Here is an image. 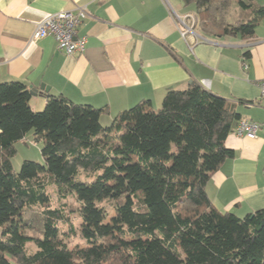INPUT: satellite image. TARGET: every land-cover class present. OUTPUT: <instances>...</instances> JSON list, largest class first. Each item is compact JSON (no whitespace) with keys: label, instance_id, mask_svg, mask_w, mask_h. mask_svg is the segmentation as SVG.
<instances>
[{"label":"trees","instance_id":"obj_1","mask_svg":"<svg viewBox=\"0 0 264 264\" xmlns=\"http://www.w3.org/2000/svg\"><path fill=\"white\" fill-rule=\"evenodd\" d=\"M182 1L210 38L253 37L264 18L255 0ZM30 97L22 81L0 83V264H264V209L221 212L205 191L233 155L225 140L241 117L228 100L191 83L168 90L157 109L146 99L102 126L103 107L49 94L34 111ZM30 129L44 165L24 160L14 172V143ZM50 185L79 202L82 245L58 238L68 217L50 205Z\"/></svg>","mask_w":264,"mask_h":264},{"label":"crops","instance_id":"obj_2","mask_svg":"<svg viewBox=\"0 0 264 264\" xmlns=\"http://www.w3.org/2000/svg\"><path fill=\"white\" fill-rule=\"evenodd\" d=\"M169 3L0 0V83L17 79L37 88L29 100L33 110L49 94L103 107L102 126L143 100L157 109L168 90L198 83L260 125L248 138L235 133L234 123L225 140L233 155L212 173L206 194L219 211L238 217L264 209V100L258 86L264 79V18L245 39L210 38L195 27L182 34L183 23L191 24L187 16L195 14L182 11V0ZM81 6L87 12L76 33L85 38L82 52L68 55L51 36L33 37L46 16Z\"/></svg>","mask_w":264,"mask_h":264},{"label":"rangeland","instance_id":"obj_3","mask_svg":"<svg viewBox=\"0 0 264 264\" xmlns=\"http://www.w3.org/2000/svg\"><path fill=\"white\" fill-rule=\"evenodd\" d=\"M174 0H169L172 4ZM256 1V0H255ZM264 0H257L256 2L261 4ZM169 3V4H170ZM182 11L194 13V8L192 5H184L182 3ZM239 10L233 5L230 11V15L227 19L230 21L233 20ZM197 33V32H196ZM43 110V107L40 109H35L34 111ZM34 130L30 129L24 137L15 142V154L11 158V164L13 171L17 172L20 169L21 163L24 160L33 161L34 164L38 166L44 165V159L41 155V148L43 145V141L41 139H35ZM92 175L87 174L85 171H80L78 177L82 180H88ZM52 207L55 206H63L65 208L64 213L68 217L65 221H60L58 224L59 233L58 238L65 242V244L69 248H74L78 245H82L83 240L79 235V225L81 222L80 213L77 209V205L79 202L76 200L74 194L69 193L68 191H60L59 188L55 185H50L48 187ZM113 202L114 200H103L101 205L107 210L108 214L111 216L113 214ZM72 211V212H71ZM108 215V217H109ZM26 247L29 252L34 251L36 249L35 244L33 242H28Z\"/></svg>","mask_w":264,"mask_h":264},{"label":"built area","instance_id":"obj_4","mask_svg":"<svg viewBox=\"0 0 264 264\" xmlns=\"http://www.w3.org/2000/svg\"><path fill=\"white\" fill-rule=\"evenodd\" d=\"M86 15V9L83 6L77 7L75 10L51 13L36 24L33 37L40 39L45 36H51L60 51L68 55L80 53L85 48V38L77 37L76 33L78 24L81 23ZM187 17L191 19V24L186 25V23H183L185 29L182 34L192 33L196 23L195 16L189 15ZM258 86L260 88V98L264 100V79L259 81ZM259 126L258 123L252 120L241 118L238 120L234 131L238 136L254 138Z\"/></svg>","mask_w":264,"mask_h":264},{"label":"water","instance_id":"obj_5","mask_svg":"<svg viewBox=\"0 0 264 264\" xmlns=\"http://www.w3.org/2000/svg\"><path fill=\"white\" fill-rule=\"evenodd\" d=\"M43 89H44L43 86L40 87V90H43ZM29 90H30V94H32V95H36L37 93H39V90L37 88H35V87H32V86H30Z\"/></svg>","mask_w":264,"mask_h":264}]
</instances>
